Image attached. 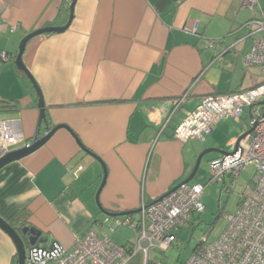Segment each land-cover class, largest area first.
Returning <instances> with one entry per match:
<instances>
[{
  "label": "crops",
  "instance_id": "crops-1",
  "mask_svg": "<svg viewBox=\"0 0 264 264\" xmlns=\"http://www.w3.org/2000/svg\"><path fill=\"white\" fill-rule=\"evenodd\" d=\"M72 1L0 0V50L12 57L0 60V118L19 119L28 141L40 110L32 82L15 64L19 45L38 29L65 25ZM254 10L243 0H76L69 27L34 36L23 55L42 90L48 124L71 130L58 129L0 169V216L11 222L25 209L28 225L68 248L89 228L127 216L100 210L95 195L103 165L75 134L106 164L105 208L136 210L143 198L172 189L187 173L174 131L188 114L207 95L264 83L263 67L244 59L253 43V27L245 24ZM161 253L140 250L127 264H176ZM16 263L15 244L0 228V264Z\"/></svg>",
  "mask_w": 264,
  "mask_h": 264
},
{
  "label": "built area",
  "instance_id": "built-area-1",
  "mask_svg": "<svg viewBox=\"0 0 264 264\" xmlns=\"http://www.w3.org/2000/svg\"><path fill=\"white\" fill-rule=\"evenodd\" d=\"M243 3L259 13H255L245 24L253 27L249 33L253 43L244 59L247 64H258L264 69V8L260 0H243ZM197 28L198 24L195 32ZM2 30L0 24V36ZM214 43L210 45L214 46ZM10 59L9 52L0 50V60ZM262 107L264 83L253 88L213 93L203 97L175 129L174 137L178 140L187 142L191 138H201L204 141L206 134L211 133L220 120L234 118L241 121L246 114L250 119L248 129L253 127L252 132L242 140L236 152L211 161V180L218 181L223 176L233 178L235 183L247 165L256 166L253 185L244 189L242 204L236 212L226 216L225 230L216 239L203 238L182 264H264ZM27 144L19 119L0 118V157ZM79 169L83 170V167L79 166ZM204 191L205 186L201 183H187L161 198L159 196L151 201L143 198L138 219L127 215L124 219L117 218L115 226L111 227V230L122 225L131 228L136 234L133 242L119 244L89 228L76 237L72 248L58 241L29 246L24 264H127L140 250L147 256L153 250L166 252L178 241V231L205 211ZM156 262L160 264V261Z\"/></svg>",
  "mask_w": 264,
  "mask_h": 264
},
{
  "label": "rangeland",
  "instance_id": "rangeland-1",
  "mask_svg": "<svg viewBox=\"0 0 264 264\" xmlns=\"http://www.w3.org/2000/svg\"><path fill=\"white\" fill-rule=\"evenodd\" d=\"M264 8V0H260ZM253 14H259L258 11H252ZM255 15V14H254ZM244 33L248 32L246 29ZM264 109V107H262ZM213 132L206 134L203 141L201 138H191L186 143L176 139L181 143L184 150V158L187 163V173L183 175L173 185L175 187L190 175V171L196 164L199 154L208 147H216L230 151L232 146L229 141L237 135L246 132L250 126V119L245 114L239 121L234 118H226L217 122ZM169 148H171L169 146ZM220 157V153L212 151L204 155L200 168L190 184L201 183L205 186L203 201L206 209L201 215H197L193 220L181 228L178 233V241L166 252L161 253L163 258L174 260L176 264H182L190 257L197 244L203 238L216 239L225 230L227 226L226 216L234 214L243 201V192L247 186L253 185V179L256 172L254 164L247 165L241 172L239 178L234 183L233 178L221 176L218 181L211 180L212 160ZM104 171V167H103ZM172 187V188H173ZM122 218V216H120ZM115 221H110L103 228L96 227L98 232L110 234L112 238L119 242L125 240H134L135 232L126 225L116 227V231H108L110 225L115 226ZM50 242V240H48ZM47 242V243H48ZM29 247V246H28Z\"/></svg>",
  "mask_w": 264,
  "mask_h": 264
},
{
  "label": "water",
  "instance_id": "water-1",
  "mask_svg": "<svg viewBox=\"0 0 264 264\" xmlns=\"http://www.w3.org/2000/svg\"><path fill=\"white\" fill-rule=\"evenodd\" d=\"M75 2H76V0H73L70 4L71 14H70V17H69V19L65 25H61V26L60 25H58V26L54 25V26H48V27H43L41 29H38V30L28 34L26 37H24V39L21 41V43L19 45L15 64L19 68V70H21L22 72H24L28 76V78L30 79V81L33 84V87H34V89L38 95V108L40 110V116H39V120H38L37 131H36V134L34 135V137L30 141H28L27 145L20 147L18 149L12 150V151L6 153L4 156L0 157V169L3 168L4 166H6L7 164L13 162V161L22 159V158L30 155L31 153H33L34 151H36L37 149L42 147L58 129L65 127L67 129L71 130V128L65 124H59L53 128H51L50 125L48 124V119H47V114H46V104H45V100L43 97L42 90H41L39 84L37 83V81L35 80L34 76L32 75L31 71L29 70V68L24 63L23 55H24L28 41L31 38H33L34 36L39 35V34H44V33H51V32H63L69 27V25L71 24L72 18H73V11H74ZM218 57H219V55L215 56L214 61H216ZM43 124L46 125V128H45V131L42 133ZM252 130H253V127L248 129L246 132L242 133L241 135H239L237 137V139L235 140V142L233 143V149H231L230 151H226V150L216 148V147L206 148L204 151H202L199 154L197 161H196V164L194 165L193 169L190 171V175L186 179H184L181 183H179L178 185H176L175 187H173L172 189H170L169 191H167L166 193L161 195L160 198L163 197L164 195H166L167 193L177 189L181 185L190 183V181L197 174V172L200 168L201 161H202L205 154L212 152V151L219 152L220 156L233 154L241 146L242 140L245 139L246 136L252 132ZM75 137L77 138V141H78L79 145L81 146V148L84 150V152L95 157L97 160H99L102 163V165L104 167V176H103L102 182H101V184H100V186L96 192V195H95V199H96L97 205L99 206L100 210L104 214H106L107 216H110V217H118V216H122V215H129V214L139 212L140 209L131 210V211H123V212L111 211L102 205V203L100 201V194H101V192L105 186V183L107 181V176H108L106 164L102 161V159L98 155H96L90 149H88L86 146H84L76 134H75ZM0 228L3 231H5L11 237V239L13 240V242L15 244L16 253H17V263L16 264H24L25 263V261L27 259L28 246L37 245V244L38 245L47 244V242L49 240L48 237H46L43 234V231L41 229H39L37 227H33V226H25L21 230H18L16 227H14L12 225L11 222L7 221L6 219H4L1 216H0Z\"/></svg>",
  "mask_w": 264,
  "mask_h": 264
},
{
  "label": "trees",
  "instance_id": "trees-1",
  "mask_svg": "<svg viewBox=\"0 0 264 264\" xmlns=\"http://www.w3.org/2000/svg\"><path fill=\"white\" fill-rule=\"evenodd\" d=\"M6 107H10V105H6ZM27 217L28 211L24 209L11 221V223L18 230H21L25 226H30L28 225Z\"/></svg>",
  "mask_w": 264,
  "mask_h": 264
}]
</instances>
